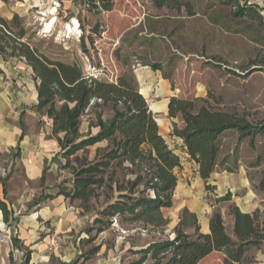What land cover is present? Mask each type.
<instances>
[{
  "label": "rangeland",
  "instance_id": "rangeland-1",
  "mask_svg": "<svg viewBox=\"0 0 264 264\" xmlns=\"http://www.w3.org/2000/svg\"><path fill=\"white\" fill-rule=\"evenodd\" d=\"M232 11L217 0H0V15L10 22L17 15L13 30L24 27L25 40L51 60L76 66L94 80L118 83L121 77L133 78L160 134L175 151L185 142L178 135L181 117L169 115L172 97L201 98L205 101L198 106L234 113L263 129L253 137L240 138L237 130L223 133L214 180L221 193L227 188L239 203L253 197L264 216V70L255 65L264 60V32L256 21ZM261 14L264 20V9ZM0 64L11 99L9 122L20 117L30 138L28 146L47 156L41 182L31 179L16 148L0 150V177L8 187L5 201L14 217L46 212L43 218L36 217L35 228L25 218L10 226L0 224L3 234L20 240L18 248L13 240L0 243L1 250H8L0 263L26 264L29 252L28 264H132L142 260L140 251L150 243L173 239L180 221L176 207L162 213L164 227L108 213L118 201L129 204L135 198L155 197L156 182L145 162L131 164L117 157L120 135L72 151L73 140L99 133L98 115L107 122L115 104L92 100L80 117L77 137L67 138L55 130L46 110L37 108L38 81L27 64L7 55H0ZM19 77L28 79L29 89ZM61 104L58 101L57 108ZM117 108L122 110V103ZM230 174L243 176L246 187L222 180ZM81 180L89 184L90 197L67 198L65 205L72 208L58 213L63 203L46 196L60 190L73 193ZM0 197L4 198L2 193ZM234 204L224 202L228 211ZM141 264L153 262L148 257ZM203 264H222L221 252Z\"/></svg>",
  "mask_w": 264,
  "mask_h": 264
},
{
  "label": "trees",
  "instance_id": "trees-1",
  "mask_svg": "<svg viewBox=\"0 0 264 264\" xmlns=\"http://www.w3.org/2000/svg\"><path fill=\"white\" fill-rule=\"evenodd\" d=\"M217 1L233 8L235 16L256 21L264 32L261 14L264 5L261 8L255 0ZM261 1L264 4V0ZM17 21V15L13 17L12 22L0 15V55L24 59L32 67L38 81L37 108L46 110L54 119L57 132H64L67 138H76L80 117L91 106L92 100H101L103 104L112 101L115 104L114 115L107 122L102 121L101 115H98L97 123L101 128L99 133L79 141L73 140L72 151L102 140H115L118 134L121 139L118 142L120 152L117 157L121 156L131 164L143 161L153 175L156 182L153 186L155 197L135 198L129 204L118 201L111 205L108 213L128 214L131 221L144 220L166 226L167 220L163 217L161 209L172 206L173 192L178 180L175 169L181 167V158L160 134L157 122L145 98L137 90L133 78L127 80L121 77L118 83L86 78L76 66L55 62L40 53L25 40L27 33L24 27L18 24L19 30H13V25L19 23ZM255 65L264 70V60L256 61ZM58 101H62L60 108H57ZM200 101L205 100L172 97L169 102V115L181 117L183 126L178 130V135L183 138L190 159L197 164L198 174L206 182V188L214 190L215 187L208 181L216 169L223 133L227 130H237L240 138H243L253 137L263 129L249 125L244 118H239L234 113L213 110L209 105L198 106ZM118 103H122V110L117 108ZM16 149L19 156L20 146ZM1 193L4 198L0 197V210L4 223L10 226L13 221L17 223V218L5 201L8 187L6 179L2 177ZM56 195H63L71 201H86L90 197L89 184L81 180L73 193L60 190ZM56 195L48 194L46 198ZM230 200V192L217 198V202ZM229 214L234 217L235 238L227 233L219 211L210 218V233H203L200 231L197 216L188 208H184L174 229L175 237L150 243L140 251L143 253L141 261L149 257L153 264H203L211 260L216 252H221L222 264L251 263L253 260L248 256L250 249L258 248L264 251V216L259 208L252 213H243L235 204L230 206ZM186 228H193L194 232L188 233ZM12 240L18 248L20 240L16 236ZM29 261L28 252L25 263L28 264ZM141 261L132 264H141Z\"/></svg>",
  "mask_w": 264,
  "mask_h": 264
},
{
  "label": "crops",
  "instance_id": "crops-1",
  "mask_svg": "<svg viewBox=\"0 0 264 264\" xmlns=\"http://www.w3.org/2000/svg\"><path fill=\"white\" fill-rule=\"evenodd\" d=\"M23 62L27 64V62L22 59ZM5 65H8V61H3ZM0 67L2 68V65L0 64ZM27 67L31 69V73L34 74L32 67L27 64ZM3 69V68H2ZM22 82H25L27 89L30 88V83L27 79L24 80L23 77H19ZM3 80V74H0V150L7 148L15 149L18 146H20V161L23 164V166L28 171L31 179H38L40 178V181H43V170H44V160L46 159L44 154H40L38 150H36L34 147H29V136L26 133V124L24 121L18 117L16 121H13L12 123L8 120V108L10 106L11 99L8 98L9 95V88L5 85ZM17 81L16 83H18ZM35 86V84H34ZM24 88V87H23ZM11 89V88H10ZM36 91L34 93V97H38L37 87L35 88ZM23 100L19 102V104L22 103ZM38 103V101H37ZM18 104H15V107H17ZM53 143V142H52ZM50 144L49 147H53V144ZM48 146V144H47ZM179 148L175 151L177 154L180 155L181 158V167L175 169V173L177 175V184L175 186L174 192H173V198H172V206L171 207H163L161 209L162 213H165V211L170 210L173 207H176V211L178 214V220H180V215L182 213V210L184 208H188L190 212L194 213L197 216L198 225L200 227V231L203 233H210V218L211 216L216 212L219 211L222 214L225 228L227 233L235 238L234 235V217L233 215L229 214L228 207L224 205V202H217V198L225 195L229 192L227 188L224 192H220V184L219 182L214 180V172L211 175L208 183L213 185L215 187L214 190H209L206 188V182L199 176L198 174V166L197 164L190 159L186 146L181 145L178 146ZM187 165V166H186ZM222 180H228L235 186L242 185L243 187H246L245 185V179L243 176H237L230 174L225 175L222 177ZM231 192V191H230ZM49 200H53L54 202H58V204L63 203L61 212L58 213H65L70 211L72 206L68 205V208L66 207L65 203L67 202V198L63 195H56L53 198H48ZM232 203H235L236 206L239 207V209L243 213H252L255 209L259 207V204L254 200L253 197L247 196L244 201H241L239 203L238 199L233 195V199L230 201ZM46 215V212L43 211V209H40L37 211L34 215L35 216H21L16 217L17 218V224L22 223L23 218H25V223L31 221L32 227L35 228V219L37 218H43V214ZM73 214V212H69V215ZM45 217V216H44ZM74 217V216H73ZM0 224L4 225L3 221V215L0 210ZM33 228V229H34ZM32 229V231H33ZM188 233L194 232V229L191 228ZM31 251H33V247H30ZM8 255L7 248H4L3 250L0 249V258L5 260V258ZM248 256L253 260L251 263L246 264H264V251L262 249L258 248H252L248 252ZM1 264V263H0Z\"/></svg>",
  "mask_w": 264,
  "mask_h": 264
},
{
  "label": "built area",
  "instance_id": "built-area-1",
  "mask_svg": "<svg viewBox=\"0 0 264 264\" xmlns=\"http://www.w3.org/2000/svg\"><path fill=\"white\" fill-rule=\"evenodd\" d=\"M9 232H7L6 234L3 232H1L0 230V243H4V242H8L12 240V238L10 237V234H8Z\"/></svg>",
  "mask_w": 264,
  "mask_h": 264
},
{
  "label": "bare ground",
  "instance_id": "bare-ground-1",
  "mask_svg": "<svg viewBox=\"0 0 264 264\" xmlns=\"http://www.w3.org/2000/svg\"><path fill=\"white\" fill-rule=\"evenodd\" d=\"M157 108H158V107H157L156 105L152 106V109H153L154 111H156Z\"/></svg>",
  "mask_w": 264,
  "mask_h": 264
}]
</instances>
